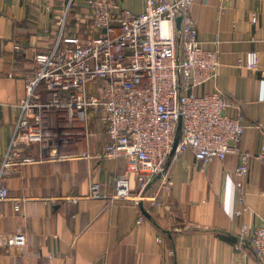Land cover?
<instances>
[{
    "label": "crops",
    "instance_id": "1",
    "mask_svg": "<svg viewBox=\"0 0 264 264\" xmlns=\"http://www.w3.org/2000/svg\"><path fill=\"white\" fill-rule=\"evenodd\" d=\"M116 1L134 14L143 10V0ZM222 4L225 9L220 11ZM190 13L202 47L217 50L220 59L215 83L194 92L217 87L241 107L245 129L239 146L252 154L248 174H235L238 155L214 159L201 170L193 153L186 151L166 164L174 186L162 192L161 205L145 202L136 207L111 198L115 178L129 165L127 158L14 166L5 181L10 195L27 199L20 212L12 201L0 202V237L17 240L0 243V264L258 262L249 241L242 247L238 243L242 224L252 231L264 223V159L258 157L264 140V0H195ZM58 15L65 16L66 36H78L83 42L92 39L87 34L90 0H0V170L18 121L16 104L26 96L33 57L53 46ZM252 50L259 53L257 71L239 65L240 57ZM94 119L104 129L91 133L90 150L95 154L103 150L106 133L100 115L92 114L90 122ZM20 148L21 153L40 155L36 144ZM128 178L136 193L137 177L129 172ZM93 183L100 185L103 197H90ZM157 186L158 178L149 193ZM241 191L246 192L249 206L244 215L237 214ZM72 196L78 200L67 199ZM140 215L144 220L138 223Z\"/></svg>",
    "mask_w": 264,
    "mask_h": 264
},
{
    "label": "built area",
    "instance_id": "2",
    "mask_svg": "<svg viewBox=\"0 0 264 264\" xmlns=\"http://www.w3.org/2000/svg\"><path fill=\"white\" fill-rule=\"evenodd\" d=\"M143 1L142 12L134 14L116 0H90L89 42L64 34L67 10L65 16L56 17L57 38L49 50L34 55L26 96L16 104L18 121L0 170V202L12 201L20 212L27 198L11 197L5 182L9 169L45 161L127 158L129 165L115 178L111 198L136 207L145 202L161 205L162 192L174 186L166 164L186 151L193 153L201 170L214 159L238 155L235 174H248L252 154L239 146L245 129L241 107L217 87L194 92L215 83L220 67L219 52L204 49L198 39L190 13L195 0ZM224 9V4L219 6ZM252 19L256 21V16ZM259 60V53L252 50L240 57L239 65L257 71ZM92 114L100 115L106 133L103 150L95 154L89 141ZM32 144L39 146L38 157L20 152L22 145ZM258 157L264 159V140ZM129 172L139 181L136 193ZM157 178V190L149 193ZM103 196L100 185L93 183L90 197ZM239 203L237 214L244 215L249 211L245 191ZM143 220L140 215L137 222ZM245 241L258 258L255 264H264V223L252 231L242 224L238 246ZM0 243L11 245L17 240L0 237Z\"/></svg>",
    "mask_w": 264,
    "mask_h": 264
},
{
    "label": "water",
    "instance_id": "3",
    "mask_svg": "<svg viewBox=\"0 0 264 264\" xmlns=\"http://www.w3.org/2000/svg\"><path fill=\"white\" fill-rule=\"evenodd\" d=\"M176 25H177V33H178V41H179V48H180V37H181V28H182V16H179L177 18V22H176ZM181 128V120L179 122V127H178V131L180 130ZM179 135L176 136L175 138V143H174V148H173V151H172V155H174L175 153V150H176V147L178 145V142H179ZM142 206V205H141Z\"/></svg>",
    "mask_w": 264,
    "mask_h": 264
},
{
    "label": "rangeland",
    "instance_id": "4",
    "mask_svg": "<svg viewBox=\"0 0 264 264\" xmlns=\"http://www.w3.org/2000/svg\"><path fill=\"white\" fill-rule=\"evenodd\" d=\"M95 120V119H94ZM91 121L90 124V132L94 135L95 133H99L100 131L102 132L103 127H101V124L98 121ZM100 124V125H99Z\"/></svg>",
    "mask_w": 264,
    "mask_h": 264
}]
</instances>
